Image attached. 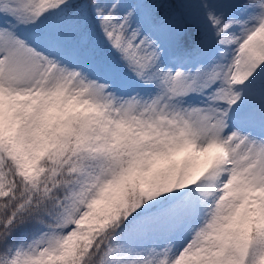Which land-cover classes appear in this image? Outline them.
<instances>
[{"label":"snow or ice","instance_id":"6c2138e0","mask_svg":"<svg viewBox=\"0 0 264 264\" xmlns=\"http://www.w3.org/2000/svg\"><path fill=\"white\" fill-rule=\"evenodd\" d=\"M0 264H264V0H0Z\"/></svg>","mask_w":264,"mask_h":264}]
</instances>
